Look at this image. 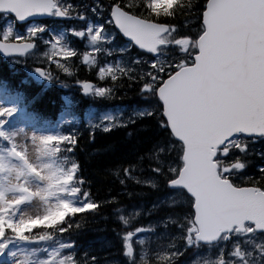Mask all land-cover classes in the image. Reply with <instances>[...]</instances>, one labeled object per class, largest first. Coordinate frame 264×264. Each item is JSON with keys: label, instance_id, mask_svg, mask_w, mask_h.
Instances as JSON below:
<instances>
[{"label": "snow or ice", "instance_id": "obj_1", "mask_svg": "<svg viewBox=\"0 0 264 264\" xmlns=\"http://www.w3.org/2000/svg\"><path fill=\"white\" fill-rule=\"evenodd\" d=\"M161 16L172 22H162ZM185 16L183 24L175 22ZM0 17L17 24L38 17L78 22L70 35L92 49L82 54L85 65L95 64L96 53L112 55L113 49L103 46L121 37L127 41L118 49L121 54L139 50L128 68L101 67L100 79H110L113 86L95 87V93L102 96L126 78L127 86H137V95L148 102V116L166 133L167 151L161 155L172 159L157 174L166 175V186L174 191L172 211L159 227L175 226L179 236L153 251L151 264H181L186 254L209 248L215 249L214 259L204 256L192 264H264V166L258 167V178L246 174L252 146L264 144V0H0ZM45 30L32 23L26 36L6 33L0 51L23 56L34 47L29 41ZM78 55L54 36L47 58L56 62L57 56ZM58 67L68 71L63 64ZM93 88L83 84L85 92ZM6 114L0 109V116ZM53 144L71 152L76 139H41L42 158L61 151ZM259 155L264 161V151ZM12 158L20 161L19 168L9 167ZM4 170L17 178L35 176L45 187L35 193L23 184L0 188V264H95L96 257L81 256L71 237L83 227L73 218L101 206L82 192L77 166H34L13 144L0 152ZM7 191L17 195L8 199ZM33 197L45 202L46 211L20 214ZM175 239L182 241L179 247ZM136 249L131 233L121 236L119 255L125 264H150L147 253Z\"/></svg>", "mask_w": 264, "mask_h": 264}, {"label": "trees", "instance_id": "obj_2", "mask_svg": "<svg viewBox=\"0 0 264 264\" xmlns=\"http://www.w3.org/2000/svg\"><path fill=\"white\" fill-rule=\"evenodd\" d=\"M184 2L188 3V0ZM202 2L203 0H192L193 4ZM159 19L162 22H172L170 18L163 16ZM186 19V16L179 17L175 22L183 24ZM134 53L139 54V50L133 49L132 52H128V59ZM17 66L20 65H15ZM82 74L84 72L78 71L73 77L75 78L73 83L81 78ZM53 77L58 76L54 74ZM21 78H25L24 72L15 75L8 69L5 61L0 59V82L4 84L8 82L7 85L14 88L15 83L17 81L19 83ZM52 81L54 82L53 79ZM100 84L104 87L113 86L112 81H101ZM62 92L64 90L57 89L56 85L40 92L34 86L25 84L21 91V102L15 106L25 108L26 114L32 117L42 116V122L54 121L62 107L59 101ZM96 103L103 107L115 104L127 107L148 106V102L141 100L137 95V86H127L126 78L121 86L111 88L97 99ZM85 104L84 101L76 103L69 109V114L80 116ZM148 112L127 118L124 123L109 128L108 131L100 130L99 127H87L81 121L60 126L57 137L73 136L76 145L71 152L63 145H51L53 149L61 148L55 156L56 163L52 165L67 170L75 164L76 179L83 181L80 185L82 192H89L90 201L101 205L96 213L78 214V217L73 218L74 221L82 223L83 227L80 231L71 233L80 255L87 253L88 256L96 257L95 264L117 262L125 264L119 255L121 236L131 233L133 243L139 252L141 250H138L137 238L140 232L147 228L148 224H152L150 234L155 235L156 232V236L159 237V230L162 228L159 229L158 222L167 219V214L172 211L169 208L171 205H166L165 199L174 190L166 186V175L157 174L158 169L172 159L170 156L161 155L162 151H167L168 141L166 133L157 126L155 118L148 116ZM252 147L253 152L247 157L246 174L258 178V167L264 166V161L259 155L264 151V144L257 143ZM132 210H136L134 215L129 214ZM121 218L127 223H122ZM174 228L175 226H169L168 232L171 229L174 232ZM178 236L179 234L175 233L174 237ZM176 241L177 244H182L179 239H175ZM145 242L147 247L144 251L151 264L153 260L151 248L155 242L152 244L150 237ZM189 256L190 254H186L182 258Z\"/></svg>", "mask_w": 264, "mask_h": 264}, {"label": "rangeland", "instance_id": "obj_3", "mask_svg": "<svg viewBox=\"0 0 264 264\" xmlns=\"http://www.w3.org/2000/svg\"><path fill=\"white\" fill-rule=\"evenodd\" d=\"M70 29V28H69ZM6 33H11V36L13 37H19L22 36L23 34L21 32H18L14 30L12 27V23L9 20L7 23L3 20V18L0 19V38L2 39L3 36ZM65 31L63 29H60L58 31H53L51 33V36L47 40L49 43H47V49L46 53L43 54L44 62L47 68L50 66H53L56 68L57 63L53 62L52 60H49L48 54L51 51V43H52V38L56 36L57 38H62L64 36ZM89 50L92 51L90 47H88ZM51 61V62H49ZM56 61V60H55ZM125 63H129V59L127 57L125 58ZM65 101H67L66 97L64 98ZM12 100H10V97L5 96L4 99H0V109L6 110L11 106ZM145 111H148V108H141V109H135L131 113L136 116L140 114L141 112L144 113ZM120 113V110H106V111H100L98 112V120L99 121H106V126L108 124L113 123V119ZM96 114V111L93 108L88 109V113L86 115V118L88 117L91 119L94 115ZM62 119H65V116L62 117ZM23 120H18L17 117L9 119V116L7 114L5 116H0V131L3 129L5 130V141L6 143L1 144L0 143V152H6L8 149L12 147L14 144L16 149L18 151L24 152L26 154L27 159L31 164L34 166H37V160L41 158V156H38V144L41 141V137H45L47 133H42V128H34L31 125H24ZM2 130V131H3ZM11 141V143H10ZM16 166L19 168L20 166V161L11 159L9 163V167ZM45 181L40 180L39 178L35 176H28L24 177L21 176L17 178L15 172H12L11 174L7 171H0V188L3 189H11L13 186L17 184H23L25 187H27L31 192H37L39 190V187L41 188V184H43ZM17 195L16 192L14 191H7L6 196L8 199H12ZM172 195L168 198L169 203L171 204L172 200ZM51 203V202H50ZM46 204L43 200H41L39 197H33L30 201H28L21 209H20V214L24 215H31V216H36V215H42L46 211ZM136 213V210H132L129 212L130 215H134ZM162 220L158 222V227L159 223H161ZM150 228V229H149ZM151 225L147 227V229H144L142 232H140V237L137 238L138 240V250H142V245L145 237H152L153 241L155 242L154 247L152 248L153 251L157 250L158 247H162L163 245H166L170 242H172L171 237L175 236V233L177 232V229L174 228V232H172V229L165 230L162 228L159 234V237L156 236V232H154L155 235H150L151 233ZM161 227H159L160 229ZM149 229V230H148ZM148 232V234H147ZM179 234V233H178ZM175 242V241H174ZM176 245L179 247L180 244H177L178 242H175ZM152 251V252H153ZM206 251V256L209 260L213 258L211 256V249L205 250ZM199 257L193 256L191 263L193 261L198 262ZM188 264V263H186Z\"/></svg>", "mask_w": 264, "mask_h": 264}, {"label": "water", "instance_id": "obj_4", "mask_svg": "<svg viewBox=\"0 0 264 264\" xmlns=\"http://www.w3.org/2000/svg\"><path fill=\"white\" fill-rule=\"evenodd\" d=\"M126 39V38H125ZM0 54L2 55V56H9V55H12V54H5L3 51H0Z\"/></svg>", "mask_w": 264, "mask_h": 264}, {"label": "flooded vegetation", "instance_id": "obj_5", "mask_svg": "<svg viewBox=\"0 0 264 264\" xmlns=\"http://www.w3.org/2000/svg\"><path fill=\"white\" fill-rule=\"evenodd\" d=\"M108 0H105V3H107ZM51 21V20H50ZM41 67H42V63H41ZM92 74V73H91ZM90 79H91V76H90ZM90 79H87V80H90ZM78 93V90L76 91Z\"/></svg>", "mask_w": 264, "mask_h": 264}, {"label": "bare ground", "instance_id": "obj_6", "mask_svg": "<svg viewBox=\"0 0 264 264\" xmlns=\"http://www.w3.org/2000/svg\"><path fill=\"white\" fill-rule=\"evenodd\" d=\"M184 263H188L187 260Z\"/></svg>", "mask_w": 264, "mask_h": 264}]
</instances>
